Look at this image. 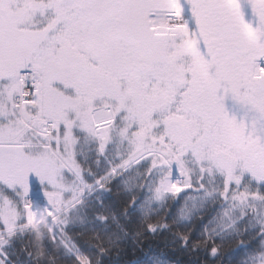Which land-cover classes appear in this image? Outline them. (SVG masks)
Returning a JSON list of instances; mask_svg holds the SVG:
<instances>
[{
    "label": "snow or ice",
    "instance_id": "1",
    "mask_svg": "<svg viewBox=\"0 0 264 264\" xmlns=\"http://www.w3.org/2000/svg\"><path fill=\"white\" fill-rule=\"evenodd\" d=\"M157 236L264 264V0H0V264Z\"/></svg>",
    "mask_w": 264,
    "mask_h": 264
},
{
    "label": "trees",
    "instance_id": "2",
    "mask_svg": "<svg viewBox=\"0 0 264 264\" xmlns=\"http://www.w3.org/2000/svg\"><path fill=\"white\" fill-rule=\"evenodd\" d=\"M113 199H119L115 195H113ZM181 203L183 201L181 200ZM72 235V233H70ZM198 235V233H197ZM164 237L157 236L155 238H149L147 241V246H151L152 248L159 251H166L167 255L173 260L177 261L178 264H196V260L198 259L201 264H204L205 257L202 253H182V252H171L164 248L162 241ZM147 246L144 248V251H147ZM227 254V252H226ZM142 257V252L140 249H134L131 245L126 246L125 252L122 254L119 261L113 257L111 264H132V262L136 261L138 258ZM211 264V262H209Z\"/></svg>",
    "mask_w": 264,
    "mask_h": 264
}]
</instances>
